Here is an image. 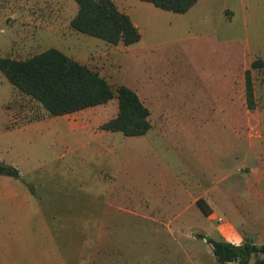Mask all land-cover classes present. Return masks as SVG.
<instances>
[{
  "label": "rangeland",
  "instance_id": "1",
  "mask_svg": "<svg viewBox=\"0 0 264 264\" xmlns=\"http://www.w3.org/2000/svg\"><path fill=\"white\" fill-rule=\"evenodd\" d=\"M205 6L213 25L203 15L160 25L143 12L145 38L160 46L145 52L156 62H138L139 45L127 51L72 29L75 0H0L1 57L56 48L115 93L97 109L51 117L0 71V160L22 176L0 175V264H219L202 236L264 244V0ZM120 86L168 124L141 137L101 129L118 114ZM155 89L167 96L149 100ZM25 186L34 201L11 194Z\"/></svg>",
  "mask_w": 264,
  "mask_h": 264
},
{
  "label": "trees",
  "instance_id": "2",
  "mask_svg": "<svg viewBox=\"0 0 264 264\" xmlns=\"http://www.w3.org/2000/svg\"><path fill=\"white\" fill-rule=\"evenodd\" d=\"M177 14L187 13L199 0H141ZM78 12L70 25L76 32L100 39L107 44L125 47L138 43L142 35L130 16L118 9L113 0H75ZM256 63L252 64V68ZM0 71L20 92L31 97L51 117L74 114L105 105L114 99L110 84L98 72L79 63L56 48L48 49L26 60L0 56ZM246 96L249 109L255 108L251 70L246 71ZM118 114L101 126L126 137H141L151 129L150 110L138 94L127 86L117 90ZM0 175L19 179L20 171L0 161ZM197 206L206 216L212 209L200 198ZM206 239V236H202ZM219 264H264V244L246 240L234 244L208 238Z\"/></svg>",
  "mask_w": 264,
  "mask_h": 264
},
{
  "label": "crops",
  "instance_id": "3",
  "mask_svg": "<svg viewBox=\"0 0 264 264\" xmlns=\"http://www.w3.org/2000/svg\"><path fill=\"white\" fill-rule=\"evenodd\" d=\"M205 1L206 0H199L187 13H185V14H177V13H173V12H170V11H165V10L159 9V8L155 7L151 3L143 2L141 0H138V2L136 3L137 8H135L133 5H131V3L129 1L124 0L121 3V5H119V6L117 5V7H118L119 10H121L122 12H124V13H126V14H128L130 16V18H131L132 22L134 23V25L139 29V31H140V33L142 35V38H141V40L138 43H136V44H134L132 46L125 47L123 44L122 45L124 46V48L127 51L132 49L135 45H139V51L143 52V54H144V56H146V58H140L138 60V62H156V60H153L151 58L153 56L152 54H151V56H149L145 52H148V51L151 52L153 50H156L160 46V44L155 43V41L159 40V38H156V39L154 38V40H148V41H151V43L150 42L147 43L148 41L145 38V32H146L147 27L144 24V19H143V17H141V14H143V12H145V11L146 12H150L157 19L160 18V20H161L160 21V25L162 23L166 22L167 26H172L173 24L177 23V21H176L177 17H179L181 19H193L194 15H195L194 17H199V16L201 17L203 15L201 17V19L204 21L203 23L206 24V26H210V25L214 24V22H213V11H211L209 7L205 6ZM228 10H230V9H224L223 10V12H222L223 19L227 18L226 11H228ZM173 14H177V15H180V16H174ZM231 16L233 17V12L232 11H231ZM161 18H164L166 20L163 21ZM175 25L177 26V24H175ZM149 30L153 34H157L158 32H160L162 30V26H161V28H159L158 23L155 22V25L151 24V26L149 27ZM157 79H158V77L155 76L154 80H157ZM138 96L141 99V96L139 94H138ZM166 96H167V92H164V91L160 92V91H156V89H155L153 91L152 90L150 91L149 100L163 99ZM152 104H153V102H150V106ZM160 105L162 106V103H160ZM99 106H101V105H99ZM97 108H99V107L95 106V107H92V108H89V109L82 110V111L77 112V113L87 112V111L94 110V109H97ZM163 109H161V111H163ZM149 110H150L151 129L152 128L153 129L156 128L157 127L156 125L168 124L167 123V116H168L167 113L164 114V113L161 112L159 115L157 114V116H155L154 112H153V108L150 107ZM77 113L64 115L62 117L72 116V115H75ZM36 122H38V121H36ZM32 123H34V122H28V123H25V124H23V125H21L19 127H14V128H9V129L21 130V129L26 128L28 125H30ZM68 126L70 128L71 135H74V130H75L74 125L68 123ZM156 129H158V127ZM21 178H22V176H21V173H20V177L17 180L20 181ZM110 190L112 192H116V190H112V189H110ZM11 194H13L15 196L23 195V196H25L24 199L26 201H28V202L34 201V199L32 197V194H33L32 193V189H30L29 187H26V186L25 187H20V189H14V192H12ZM199 199L200 198H198L196 200V202ZM196 205H197V203H196ZM198 209H199V207H198ZM231 243H233V242H231Z\"/></svg>",
  "mask_w": 264,
  "mask_h": 264
},
{
  "label": "water",
  "instance_id": "4",
  "mask_svg": "<svg viewBox=\"0 0 264 264\" xmlns=\"http://www.w3.org/2000/svg\"><path fill=\"white\" fill-rule=\"evenodd\" d=\"M208 239V237L206 238V240Z\"/></svg>",
  "mask_w": 264,
  "mask_h": 264
}]
</instances>
